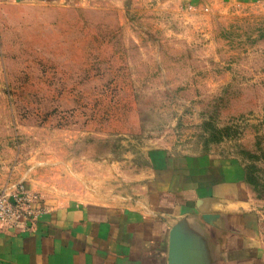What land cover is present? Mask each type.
<instances>
[{
  "label": "rangeland",
  "instance_id": "1",
  "mask_svg": "<svg viewBox=\"0 0 264 264\" xmlns=\"http://www.w3.org/2000/svg\"><path fill=\"white\" fill-rule=\"evenodd\" d=\"M173 158L235 167L264 237V0H0V190L124 204Z\"/></svg>",
  "mask_w": 264,
  "mask_h": 264
},
{
  "label": "crops",
  "instance_id": "2",
  "mask_svg": "<svg viewBox=\"0 0 264 264\" xmlns=\"http://www.w3.org/2000/svg\"><path fill=\"white\" fill-rule=\"evenodd\" d=\"M241 181L228 162H155L130 202H44L32 229L0 231V264H264Z\"/></svg>",
  "mask_w": 264,
  "mask_h": 264
},
{
  "label": "built area",
  "instance_id": "3",
  "mask_svg": "<svg viewBox=\"0 0 264 264\" xmlns=\"http://www.w3.org/2000/svg\"><path fill=\"white\" fill-rule=\"evenodd\" d=\"M45 212L43 199L24 185L0 190V231L32 229Z\"/></svg>",
  "mask_w": 264,
  "mask_h": 264
}]
</instances>
